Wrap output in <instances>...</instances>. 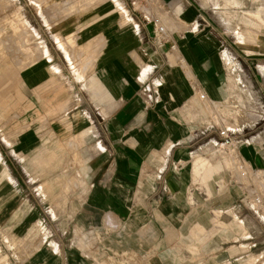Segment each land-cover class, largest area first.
Returning <instances> with one entry per match:
<instances>
[{
    "label": "crops",
    "instance_id": "crops-1",
    "mask_svg": "<svg viewBox=\"0 0 264 264\" xmlns=\"http://www.w3.org/2000/svg\"><path fill=\"white\" fill-rule=\"evenodd\" d=\"M3 1L6 2H0V7L10 3ZM38 1L32 0L41 10L42 3ZM53 1L59 4L61 0ZM145 2L152 5L150 0ZM161 3L159 10L168 15L171 27L152 7V18L135 14L129 23H124L127 20L117 14L116 7L99 15L105 3L82 19L62 21V28L55 27L61 21L52 18L60 16L61 11L52 4L55 12L51 9L52 18L46 20L53 29L54 43L58 41L60 47L64 43L61 48L75 69L84 71L92 63L90 75L83 72L85 79L75 73L72 109L70 100L61 96L65 92H57L63 101H56L53 108L40 102L46 91L60 89L55 80L58 70L49 66L52 63L48 51L51 55L52 52L40 34L41 40L32 48L29 37L38 36L36 31L21 20L18 11L10 15L12 26L16 24L19 29L12 27L14 33L0 39V48L14 52V61L0 67V83L14 79L21 92L19 88L17 96L9 91L0 93V108L18 109L19 101L24 99L27 119L48 118L59 108L72 126L63 130L51 118L53 141L42 151L51 162L47 158L25 164L20 161L19 168L11 161L5 162L8 172L2 174L18 184L26 185L19 171L69 172L53 173L52 179L42 178L43 184L41 178L33 179L36 194L29 192L21 199L27 206L21 209L14 229L23 237L36 233V239H26V246L34 243L36 247L21 260L9 255L8 264H113L129 256L134 264H188L192 259L188 250L192 238L216 222L213 218L203 220L202 212L193 209L191 199L196 205L203 201L194 178H203L208 186L221 171L232 170L235 159L221 151L219 163H213L212 147L208 149L210 158L199 156L205 154L203 140L207 133L216 132L221 140L219 130L214 131L209 123L205 126L208 115L203 111V101L216 105L225 99L228 90L224 53L233 46L231 43H241L225 34L214 18L216 11L212 9L210 14L205 0ZM155 17L165 26V36L156 34L152 22ZM71 38L84 50L71 51ZM260 42V48L253 51L241 45L247 58L260 62L255 65L264 76V36ZM10 63L15 68H6ZM201 93L206 94L205 99L200 98ZM16 134L32 135L18 141L19 153L26 160L39 152L41 142L35 129L20 126ZM248 142L251 148L243 158L254 173H264V146L258 149L251 139L244 145ZM64 146L77 150L79 157L67 164L56 163L62 157L58 149ZM26 188L29 189L27 185ZM52 202L59 204L56 219ZM44 204L50 205L48 216ZM9 209L14 211L10 205ZM33 229L36 231L30 233ZM5 238L15 249L19 237L6 234ZM5 261L0 250V264Z\"/></svg>",
    "mask_w": 264,
    "mask_h": 264
},
{
    "label": "rangeland",
    "instance_id": "rangeland-1",
    "mask_svg": "<svg viewBox=\"0 0 264 264\" xmlns=\"http://www.w3.org/2000/svg\"><path fill=\"white\" fill-rule=\"evenodd\" d=\"M62 1H65L66 4ZM70 1H74V4L69 3ZM70 1L61 0L59 2L62 8L66 5V9H71L69 12H67L68 10L65 12V8L61 11L62 8L57 6L58 4L54 2V5L60 8L59 10L55 7V10L61 11V14L64 15L63 17L61 16L63 19L59 16L51 17L53 14L51 10L53 9V0H42L43 8H41V10L32 0H10L9 5L6 6L3 4L2 7H0V39H7L8 34L14 33V29H19L16 24L12 26L13 21L9 18L13 11H18L21 20H26L30 28L34 29L38 35L29 37L32 48H35L37 41L41 40L39 37L40 34L44 40L43 44H47L52 52V55L49 54L47 49L48 56L52 63L49 66H53L58 70L57 74H55V80L60 83V89L46 91L50 96L46 94L45 97L40 100L41 103L47 104L49 107H52V104H55L56 101L61 103V101H63L62 98L70 100L71 109L74 107L75 104L71 96L72 80L77 78L76 72L79 76L81 74L85 79V73L83 72L86 71V75L87 73L89 74V70H92V63H89L86 67L87 69L85 68L84 71L75 69L66 59L62 50L63 46H61V48L58 41V45L54 43L52 37L53 29L49 26L51 24L48 23L46 20L47 18H52L57 22L61 21L55 27L62 28L67 19L72 20L76 17H82L81 12L83 15H87L92 9L100 8V3H105L101 10H99V15L113 11L116 7L117 14L122 19L125 18V20H127L125 22L129 23V20L133 21L132 18H136L135 14L141 15L140 13H142L143 15H147L149 19L152 18L150 12L152 9L156 8L163 21H165L166 26L171 27L167 21L168 15H163V10H159V6L162 5L161 0H150V4L152 5H149V3L147 4L145 0H101L102 2L99 1L98 3L95 0ZM0 2L1 4L5 3L3 0H0ZM93 5L95 7H93ZM46 6L48 9L45 8ZM68 6L69 8H67ZM205 6L210 14L212 13V9L216 11L214 18L221 23L222 29L226 35H231V38L236 39V41L239 40L241 44L250 47L252 51L256 48L259 49V45L263 44L260 42V39L264 36V0H205ZM120 7L122 10H120ZM135 7L137 10H135ZM257 14L260 15L261 20L258 19L259 17ZM141 18H144V16H141ZM105 19L109 20L108 17ZM86 24L87 22L82 25L85 26ZM174 27L177 28V26ZM192 28H196V26ZM70 44L71 48L74 47V50H84V48H79L78 44L75 45L73 42ZM231 44L233 46L227 48V52L224 53L225 73L227 75V95L224 100H221L223 103L219 102V104L216 105L213 101H203V111L208 115L204 123L205 126H207L208 123L209 126H214V131L217 130V132L218 130H230L234 141L237 143L236 146L238 150H236V152L240 153V156L242 155V157L245 158L246 152L251 148L249 142L247 145H244L247 140L251 139L258 149L260 146H264V76H261V68L255 65L256 63H260L259 61L247 58L244 55V47L238 42H233ZM10 51L11 50L6 51L0 48V67L4 62L9 63L14 61V52ZM57 54L59 57H57ZM6 68L10 69L15 67L13 63H10ZM59 68H61L62 72H59ZM13 81L14 79H10L9 81L5 79L4 82L0 83V93L9 91L11 94L17 96L19 88L21 92V86L19 83H13ZM16 85L18 87H14ZM58 91L65 92L66 94L61 95L62 98L60 97L58 99ZM51 93H56V96H52ZM23 100L24 99L19 101L20 107H18V109L7 108L3 110L0 108V207L3 209V211L0 212V250L2 255L6 257V261L3 264L9 263V255L21 260L29 255L31 252L30 249L32 250L36 247L34 243L29 247L26 246V239L32 240L38 237L36 233H34L36 231L35 229L30 231V233L33 232L34 234L24 237L16 233L17 231L14 229L20 211H23L27 206V203H25V201L22 203L21 199L23 200L25 195H28L29 192H31L33 196L36 194L35 188L37 184L34 183L33 179L38 177L41 178V181L42 178L52 179L50 175L53 173L56 175L57 173H69L66 171L55 172V170L26 173L19 171V174L22 176V179L29 189L26 188L25 184H18L16 181L14 182L13 179L10 180L2 174V172L7 171L6 161L13 162L16 168H19L18 162L20 161L25 164L28 161L42 162L43 159L45 160L47 158V161L51 162L48 154L45 152V154H42V151L43 148L47 150L53 141L52 121H50L52 117L63 130L69 129L72 126V122L65 120L63 112L59 110V108L56 109V114L49 117L47 116L48 118L37 116L27 119V115H25L27 108L22 105ZM43 113L46 114L45 107ZM20 126H28L29 128L35 129L40 137L39 140L41 143L39 152L35 153L29 160H26V156L19 153L18 141H24L32 135L17 136L16 132ZM209 133L205 135L203 140V146L206 147L205 154L199 156L210 158L211 152L208 151V149L212 147V151L215 152V158L212 160L213 163L217 164L221 157V151H224L226 156L230 153L224 148L216 132ZM66 140L64 143L67 142ZM42 143L45 145L44 147ZM58 152H60L59 154L62 157H60L61 160L59 161L54 160L56 163L67 164L71 161H75V159L79 157L77 154L79 152L77 150L75 151L73 148L70 149L66 146L58 149ZM64 157L65 160L63 161L62 158ZM231 157H233V155H231ZM234 159V168L228 171L223 170L217 174L210 184H208L210 190L208 186H206L203 178H194V181L199 183L198 187L203 193V201L196 205L194 199H191L190 202L194 205L193 209L195 210V208H197L202 212L203 220L213 218L216 222L214 224H209L205 231H200V234L192 238L193 241L191 240L188 247L189 253L192 254V259L189 260L188 264H240L244 261L245 264H264V221L261 219V216H264V209L261 208L262 211L259 212L258 218L254 212L256 209L251 205L252 202H246L244 189L249 186L250 181L240 177L237 169V158ZM33 166H36V164L33 163ZM35 173H38L39 176H35ZM43 180L40 184L44 183ZM251 181L262 193L264 199V173L257 174L253 172L251 174ZM38 194L40 197L43 195L42 188L38 191ZM51 204L52 215L53 218L56 219L58 216L57 209L59 204L54 202ZM9 205L11 209L14 210L13 212L9 209ZM42 206H44L45 214L47 215L50 210V205L44 204ZM245 216H248V218H245ZM6 234L7 236L14 234L19 237L20 241L17 240L15 249H11L9 246L10 243L5 238ZM1 247H3L4 250H2ZM128 258H125V260L120 259V261L117 260V262L113 264L135 263L132 262L134 261L133 258H130V256Z\"/></svg>",
    "mask_w": 264,
    "mask_h": 264
},
{
    "label": "built area",
    "instance_id": "built-area-1",
    "mask_svg": "<svg viewBox=\"0 0 264 264\" xmlns=\"http://www.w3.org/2000/svg\"><path fill=\"white\" fill-rule=\"evenodd\" d=\"M152 22L154 23L156 34L160 37L165 36L167 30L163 25L161 19L159 17H155L153 18ZM200 98L205 99L206 94L201 93ZM219 136L221 138V143L224 148L231 155H233L234 158H237V169L240 177L242 179L250 181L249 186L245 187L244 189L245 199L247 203L252 202V207L256 209V211L254 210V212L259 214V212L262 211L261 208L264 207V199L262 193L256 188V186L251 181V174L254 172L253 168L251 167L248 161H246L242 156H240V153L236 152V150H238V147L236 146L237 143L234 141V138L232 137V132L230 130H220ZM261 218L264 221V216H261Z\"/></svg>",
    "mask_w": 264,
    "mask_h": 264
},
{
    "label": "bare ground",
    "instance_id": "bare-ground-1",
    "mask_svg": "<svg viewBox=\"0 0 264 264\" xmlns=\"http://www.w3.org/2000/svg\"><path fill=\"white\" fill-rule=\"evenodd\" d=\"M37 1H38V0H37ZM41 1H42V0H40V1H38V2L40 3ZM45 1H46V0H45ZM69 1H70V0H69ZM78 1H80V0H78ZM83 1H84V0H83ZM104 1H106V0H104ZM112 1H113V0H112ZM5 2H6V1H5ZM47 2H48V1H47ZM55 2H56V1H55ZM62 2H63V1H62ZM64 2H65V1H64ZM64 2H63V3H64ZM73 2H74V1H73ZM73 2L70 1L69 3H73ZM36 3H37V2H36ZM41 3H43V2H41ZM53 3H54V1L52 2V4H53ZM56 4H57V2H56ZM65 4H66V2H65ZM73 4H74V3H73ZM76 4H77V3H76ZM93 4H94V3H93ZM37 5H38V3H37ZM43 5H44V4H43ZM45 5H46V4H45ZM83 5H85V4H83ZM89 5H90V4H89ZM91 5H92V2H91ZM91 5H90V6H91ZM97 5H98V4H97ZM38 6H39V5H38ZM50 6H51V4H50ZM57 6H60V8H62V7H61L62 5H59V4H58ZM57 6L55 5L54 7L58 8V9L60 10V8L57 7ZM65 6H66V5H65ZM65 6H64L63 8H65L64 10H65V12H66V10H68V9H66ZM74 6H76V5H74ZM90 6H89V7H90ZM52 7H53V6H52ZM52 7H49V8H52ZM54 7H53V8H54ZM93 7H95V6L93 5ZM93 7H92V8H93ZM41 8H43L42 5H41ZM45 8L48 9L47 6H46ZM63 8L61 9V11L63 10ZM67 8H69V6H68ZM73 8H74V7H73ZM120 8H121V7H120ZM116 9H117V8H116ZM53 10H54V9H53ZM70 10H71V9H69L67 12H69ZM75 10L77 11L76 8H75ZM75 10H74V12H75ZM120 10H122V8H121ZM54 12H55V10H54ZM57 12H58V11H56V13H57ZM86 12H88V11H86ZM72 13H73V12H72ZM83 13H84V12H83ZM51 14H52V13H51ZM70 14H71V13H70ZM123 14H124V13H123ZM56 15H57V14H56ZM68 15H69V14H68ZM73 15H74V14H73ZM81 15L83 16L82 12H81ZM94 15H95V14H94ZM257 15H258V17H259L258 19L261 20V19H260V15H259V14H257ZM57 16H58V15H57ZM60 16H61V13H60ZM60 16H59V17H60ZM63 16H64V15H63ZM63 16H62V17H63ZM66 16H67V15H66ZM77 16H78V14H77ZM67 17H68V16H67ZM67 17H66V19H67ZM78 17H79V16H78ZM80 17H81V16H80ZM80 17H79V18H80ZM7 18H8V17H7ZM73 18H74V17H73ZM76 18H77V17H76ZM12 19L14 20V18H12ZM61 19H63V18H61ZM64 19H65V18H64ZM124 19H125V18H124ZM87 20H88V19H87ZM92 20H93V19H92ZM111 20H113V19H111ZM67 21H68V19H67ZM108 21H109V20H108ZM108 21H107V22H108ZM124 22H125V21H124ZM101 24H102V23H101ZM120 25H121V24H120ZM121 26H123V24H122ZM21 27H22V26H21ZM3 29H4V28H3ZM59 35H60V34H59ZM59 35H58V36H59ZM69 36H70V35H69ZM69 36H68V37H69ZM77 37H78V36H76V38H77ZM17 38H18V37H17ZM76 38H73V39H76ZM60 41H61V40H60ZM64 41H65V40H64ZM71 41L74 42V40H72V38H71ZM67 42H68V41H66L65 43H67ZM75 43H76V42H75ZM99 43H100V42H99ZM63 44H64V43H63ZM63 44H61V46H63ZM67 44H68V43H67ZM42 45H43V44H42ZM70 45H71V44H70ZM75 45H76V44H75ZM44 46H45V45H44ZM67 46H68V45H67ZM72 46H73V45H72ZM39 47H40V46H39ZM99 47H100V46H99ZM73 48H74V47H73ZM73 48L70 47L71 51H72ZM9 49H10V48H9ZM42 49H43V48H42ZM17 50H18V49H17ZM43 51H44V50H43ZM43 51H42V52H43ZM71 51H70V52H71ZM86 51H87V50H86ZM70 52H69V53H70ZM69 53H68V55H69ZM72 53H73V52H72ZM93 53H94V52H93ZM82 54H83V53H82ZM44 55H45V54H44ZM70 55H71V54H70ZM70 55H69V57H70ZM96 55H97V54H96ZM88 56H90V55H88ZM71 57H72V56H71ZM72 59H73V58H72ZM72 59H70V60H72ZM78 59H79V58H78ZM134 59H135V58H134ZM79 60H80V59H79ZM95 60H96V59H95ZM72 62H73V61H72ZM79 62H80V61H79ZM78 65H79V64H78ZM76 67H77V66H76ZM80 67H81V66H80ZM89 75H90V74H89ZM263 209H264V207H263Z\"/></svg>",
    "mask_w": 264,
    "mask_h": 264
}]
</instances>
